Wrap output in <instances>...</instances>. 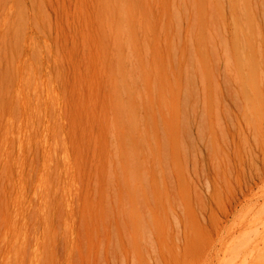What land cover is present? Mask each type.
<instances>
[{"label":"rangeland","instance_id":"obj_1","mask_svg":"<svg viewBox=\"0 0 264 264\" xmlns=\"http://www.w3.org/2000/svg\"><path fill=\"white\" fill-rule=\"evenodd\" d=\"M0 264H264V0H0Z\"/></svg>","mask_w":264,"mask_h":264}]
</instances>
